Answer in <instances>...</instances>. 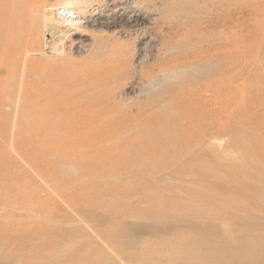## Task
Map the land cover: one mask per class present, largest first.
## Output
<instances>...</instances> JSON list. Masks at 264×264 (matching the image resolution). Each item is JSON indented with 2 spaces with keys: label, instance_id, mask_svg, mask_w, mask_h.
Instances as JSON below:
<instances>
[{
  "label": "rangeland",
  "instance_id": "374dc122",
  "mask_svg": "<svg viewBox=\"0 0 264 264\" xmlns=\"http://www.w3.org/2000/svg\"><path fill=\"white\" fill-rule=\"evenodd\" d=\"M191 259L264 264V0H0V264Z\"/></svg>",
  "mask_w": 264,
  "mask_h": 264
},
{
  "label": "bare ground",
  "instance_id": "6f19581e",
  "mask_svg": "<svg viewBox=\"0 0 264 264\" xmlns=\"http://www.w3.org/2000/svg\"><path fill=\"white\" fill-rule=\"evenodd\" d=\"M71 10L70 11H64V10L58 11L54 7L45 10V12H44V22H43L44 24L43 25H44L45 29H46V26L50 25L51 29L50 28L49 29L52 32L51 33H50V31L46 32L47 35H45L46 36V45L44 46L45 47L44 48V53H46L47 51H51V50H53L54 52H59V49L56 47L57 45L51 44L53 42V39L55 37H58V38H61L62 40H64V38L67 36V34L70 33L71 30L77 29L76 28L77 24L82 22L83 18L81 17L80 13H78L77 10L76 11H74V10L71 11ZM37 11H38V8L34 12H37ZM139 29L140 28H134V29L129 28L128 31L130 33H133V34H129V35L131 37H133V36L137 37L139 35V31L143 32L145 30V28L140 29V30ZM24 54H25V57H26L30 53H28V51H26ZM210 236H211V233H209L208 236L205 235V238H202L201 241L193 243V248L196 249V250H200L202 248L210 249L211 246H213L211 244V242L208 240ZM204 259L206 261H212L214 259V256L211 257V258L205 257ZM199 260L202 261L203 258H201ZM190 262H191V264H196L197 260L196 259H191Z\"/></svg>",
  "mask_w": 264,
  "mask_h": 264
}]
</instances>
